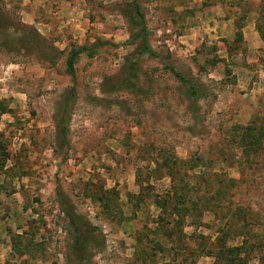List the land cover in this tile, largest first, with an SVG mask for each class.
I'll list each match as a JSON object with an SVG mask.
<instances>
[{"label": "rangeland", "instance_id": "374dc122", "mask_svg": "<svg viewBox=\"0 0 264 264\" xmlns=\"http://www.w3.org/2000/svg\"><path fill=\"white\" fill-rule=\"evenodd\" d=\"M237 258L264 264V0H0V264Z\"/></svg>", "mask_w": 264, "mask_h": 264}, {"label": "trees", "instance_id": "16d2710c", "mask_svg": "<svg viewBox=\"0 0 264 264\" xmlns=\"http://www.w3.org/2000/svg\"><path fill=\"white\" fill-rule=\"evenodd\" d=\"M134 11L137 19V23L140 27L139 35L142 37V44L140 46V53L143 54H149L151 55L152 52L150 50L147 37H146V30H145V19L144 16L141 14V11L137 5L134 6ZM81 53V51H74L70 54L67 60L68 65V72L73 78V61L74 59ZM153 55V54H152ZM174 77L183 85H187L189 87L190 95L195 96L196 90L195 88L190 85L180 74L177 72L171 70ZM74 83V79H73ZM70 96H74L73 90H70ZM68 221L73 229V233L75 234L74 239V246L73 249L78 254V258L81 259V257L85 254L86 250L90 247H96V241H95V231L91 228L90 224L82 219L80 216L76 215L73 210H71L69 213H67ZM231 264H242L241 261L236 259V261H232Z\"/></svg>", "mask_w": 264, "mask_h": 264}]
</instances>
